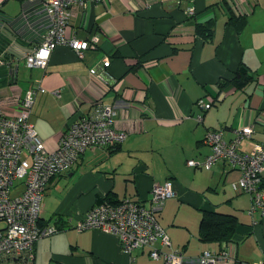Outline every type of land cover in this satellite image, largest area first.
Instances as JSON below:
<instances>
[{
	"label": "crops",
	"instance_id": "crops-1",
	"mask_svg": "<svg viewBox=\"0 0 264 264\" xmlns=\"http://www.w3.org/2000/svg\"><path fill=\"white\" fill-rule=\"evenodd\" d=\"M34 1L0 0L1 108L17 114L16 98L37 81L45 91L36 95L30 119L46 149L54 150L69 121L87 113L95 100L116 105L115 127L126 132L116 147H88L73 167L50 179L39 224L62 227L47 241H36L35 261L46 247L53 264H162L147 248L129 255L113 232L78 231L73 225L106 195L150 206L152 183L166 180L175 193L156 216L182 264H198L203 250L224 247L234 264L264 257V216L250 215L248 195L232 188L237 168L223 160L211 169L185 164L210 152L204 141L208 130L223 129L229 139L237 128L251 125L252 136L240 141V149L264 142V0H88L72 7L67 33L96 36L95 46L79 57L58 45L46 68L25 64L40 36L15 28L21 10ZM188 6L194 14H186ZM230 10L240 16L235 23L228 22ZM208 22L212 34L203 37L195 26ZM241 63L252 79L237 88L230 80ZM221 81L226 83L220 86ZM207 96L213 103L203 109L198 101ZM213 210L235 216L227 240L198 236L202 213Z\"/></svg>",
	"mask_w": 264,
	"mask_h": 264
},
{
	"label": "built area",
	"instance_id": "built-area-1",
	"mask_svg": "<svg viewBox=\"0 0 264 264\" xmlns=\"http://www.w3.org/2000/svg\"><path fill=\"white\" fill-rule=\"evenodd\" d=\"M86 1L35 0L34 6L21 10L15 28L40 36V42L25 55L28 67L46 68L58 45H68L79 57L84 49L95 46L96 36L78 39L67 33L72 7ZM185 12L194 14L195 9L188 6ZM102 65L103 68L109 65L106 56L102 58ZM44 91L39 82L30 83L23 95L16 98L18 112L15 115L6 114L0 106V264H33L36 241L58 230L55 224H39L50 179L73 167L88 147L115 146L126 137L125 131L115 127L116 105L95 100L87 113L69 121L56 148L46 149L30 119L35 97ZM54 93L59 95L58 91ZM198 102L203 109H208L213 98L207 96ZM252 132L251 125H243L227 139L223 129L208 130L204 141L210 152L202 160L187 159L185 163L211 169L217 160H223L236 167L239 177L232 188L248 195L250 215L264 216V142L251 141L247 151L239 147L240 141L250 139ZM174 193L172 181L153 182L150 206L127 196L116 203L102 201L90 207L73 226L78 231L94 228L115 233L120 247L129 255L133 249L147 248L151 259L161 258L162 264H182V254L171 247L170 238L156 216L163 201ZM196 261L198 264H234L225 247L217 253L203 250ZM255 264H264V257Z\"/></svg>",
	"mask_w": 264,
	"mask_h": 264
},
{
	"label": "trees",
	"instance_id": "trees-1",
	"mask_svg": "<svg viewBox=\"0 0 264 264\" xmlns=\"http://www.w3.org/2000/svg\"><path fill=\"white\" fill-rule=\"evenodd\" d=\"M231 11V10H230ZM239 15L235 14L231 11V15L229 16L228 22H233L239 19ZM243 17V16H242ZM196 32L201 34L203 37H209L212 34V27L210 23H197L195 26ZM252 79V75L249 72V69L246 65L240 64L236 69L234 76L231 78L230 82L233 83L237 88L244 87L250 80ZM226 82L221 81L219 85L222 86ZM119 145V144H118ZM115 146H107V147H116ZM120 199H113L111 196L106 195L103 198H97L96 203H100L102 201H107L110 203H116ZM235 221V216L232 214L221 213L218 211H204L201 216L200 226L198 231V236L203 241L209 240H227L232 233L233 222ZM57 229H61L62 225L55 224Z\"/></svg>",
	"mask_w": 264,
	"mask_h": 264
},
{
	"label": "rangeland",
	"instance_id": "rangeland-1",
	"mask_svg": "<svg viewBox=\"0 0 264 264\" xmlns=\"http://www.w3.org/2000/svg\"><path fill=\"white\" fill-rule=\"evenodd\" d=\"M17 182L18 181H16V183ZM58 231L59 230L55 231L54 233H57ZM54 233H52L50 235H53ZM48 236L49 235L43 236V237L39 238V240L44 239L45 241H47ZM34 261H35V259H34ZM35 264H53L52 262L49 263V250H48V248L41 247V251H40L39 255H37V257H36Z\"/></svg>",
	"mask_w": 264,
	"mask_h": 264
}]
</instances>
